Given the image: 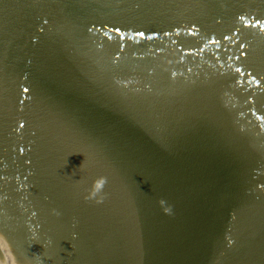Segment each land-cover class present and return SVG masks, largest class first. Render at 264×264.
I'll list each match as a JSON object with an SVG mask.
<instances>
[{"label": "water", "instance_id": "95a60500", "mask_svg": "<svg viewBox=\"0 0 264 264\" xmlns=\"http://www.w3.org/2000/svg\"><path fill=\"white\" fill-rule=\"evenodd\" d=\"M0 264H264V0H0Z\"/></svg>", "mask_w": 264, "mask_h": 264}]
</instances>
